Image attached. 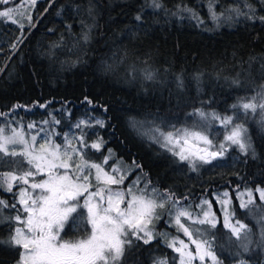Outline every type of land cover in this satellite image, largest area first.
<instances>
[{
    "label": "trees",
    "instance_id": "16d2710c",
    "mask_svg": "<svg viewBox=\"0 0 264 264\" xmlns=\"http://www.w3.org/2000/svg\"><path fill=\"white\" fill-rule=\"evenodd\" d=\"M160 2L163 8H154L153 0H39L31 14L32 24L28 21L23 29L0 17V113L8 114L0 120L5 126L22 124L25 129L26 124L54 118L59 120L56 132L61 134L81 118L102 119L105 126L98 128V137L105 143L99 151L85 148L87 161L97 162L111 149L112 156L133 167L132 174L138 173L148 187L175 193L179 204L212 200L213 192L228 191L233 219L251 229L252 241L245 251L224 227L212 200L219 217L216 228L209 227L215 234L210 237L212 250L220 264H264V247L257 233L259 217L235 199L237 190L248 188L254 193L256 209L264 207L255 194L256 188L264 189L260 110L249 112L246 118L241 113L257 158L240 156L234 173L186 190L178 159L130 127L132 121L145 120L163 122L164 128L183 126L196 119L189 114L201 107L231 114L232 104L252 97L264 85V23L243 16L234 21L221 17L217 26L202 0ZM250 2L257 15H264L257 0ZM234 3L219 0L216 11ZM185 6L196 11L203 23L182 11ZM84 33L90 35L89 43L84 42ZM112 58L118 66L104 71L102 65ZM66 61L71 64L65 65ZM148 73L152 79L146 78ZM178 78L183 88H178ZM233 80H239L240 86ZM8 171L17 170L6 165L0 168V172ZM6 193L0 189V200ZM10 210L4 208L3 215H11ZM136 244L130 255L126 253L128 264H156L158 260L178 264V254L159 237L149 244ZM19 255V248H14L13 261ZM4 260L0 254V262Z\"/></svg>",
    "mask_w": 264,
    "mask_h": 264
},
{
    "label": "snow or ice",
    "instance_id": "6c2138e0",
    "mask_svg": "<svg viewBox=\"0 0 264 264\" xmlns=\"http://www.w3.org/2000/svg\"><path fill=\"white\" fill-rule=\"evenodd\" d=\"M209 5L208 11L210 18L220 26L221 17L228 21H234L243 16L249 20H260L264 23V15H257V8L250 0H236L232 6H223L219 13L216 11V5L219 0H202ZM261 7H264V0H257ZM12 4L11 7H0V17L17 23L13 14L17 12L16 4L13 0H0V6ZM37 0H26L25 4L20 5L27 12L26 18L29 24H32L30 10L34 9ZM92 5L89 6V14H92ZM154 8H163L164 5L160 0H153ZM247 9V11H244ZM190 14V18L198 23H203L198 13L190 7L181 9ZM24 15V12L19 13ZM234 14V15H233ZM140 16L136 19L140 20ZM20 28L24 25L21 23ZM70 27V26H69ZM90 35L83 34L85 43L90 42ZM19 42H22L19 41ZM12 49L16 44L11 45ZM147 79H152L153 75L148 73ZM232 83L237 87L240 86L239 80H233ZM178 88H183V81L178 78ZM91 103V101H89ZM201 103H205L201 101ZM211 103V101H207ZM234 110L231 114L221 115L219 112L212 110L206 111L203 107L195 109L189 115L196 117L189 125L177 127L172 125L170 128L162 127V123L153 121L144 131V124L137 121L130 122V127L137 132L141 138L147 137L152 143L159 145L162 149L170 152L173 156L178 157L179 161H186L192 171L198 170L200 165H213V161L222 158L229 148L233 145L251 159L257 158V152L253 147L250 133L242 121L251 113L260 110L261 123L260 130H264V85H261L259 91L250 98H240L237 103L231 105ZM8 114L0 113V117L7 118ZM219 120L221 125L226 129V135L223 140L215 139L211 129L213 121ZM11 123V122H9ZM47 123V121H45ZM59 123V121H55ZM105 126L103 120L85 119L80 120L75 125L80 129L79 137H73L80 146L72 147V140L68 139L65 134V145L55 143L51 136L40 137V143L37 145V134H30V140L25 138L23 126L20 130L11 129V134H5L4 120H0V168L6 166L15 167L17 171L0 172V189L5 185L9 191L13 188V182L29 185L31 189H40V192L34 196L28 195V189L19 191V203L23 205V212L27 214L26 218L19 214L16 204H7L0 200V223H3L4 208L16 209L15 221L23 227H15L14 235L9 238V243L23 248L20 264H128L126 253L131 254L133 248L138 247L137 241H143V244H149L154 233L149 224L154 218L158 219L157 208L163 209L165 203H170L175 212V224L177 229L182 231L184 236L188 237L191 244L195 245V252L188 250L189 245L183 239L174 238L169 247H173L180 254V264H193V261L203 262L205 257H209L213 264H217V256L212 250V240L214 233L209 228H193V225H210L215 229L217 222L210 218L211 213L203 212L204 218H193L192 214L186 208H179L178 198L175 193H159V189L153 188V193H159L162 197L158 203L156 199L145 197L143 194L147 190L148 184L145 183L144 189H140L137 194L134 189L140 183L141 177L137 176L126 189H114L112 185H122L127 179V172L121 174L119 168H111L105 171L101 164L89 163L85 157L88 153H83L84 148H93L99 151L105 141L98 139L90 145L86 143L85 137L87 132L81 126L92 127L93 125ZM231 126V127H229ZM28 129L35 128V124H29ZM43 131V130H41ZM212 136V138H210ZM21 145L17 149L9 146ZM71 149V150H69ZM108 156L104 158L107 163L108 157L112 155V150L108 149ZM79 156L80 162L72 170L73 156ZM21 157L20 160L5 159V157ZM25 163L29 166L24 167ZM220 167L221 164L213 165ZM139 167V165H136ZM35 169V171H33ZM64 169L63 172L58 171ZM85 169L88 171L86 172ZM92 169H95V184L90 177L93 176ZM130 171V170H129ZM47 178L42 182H29V177L34 179L35 176L45 174ZM95 188L94 191L90 189ZM259 197L264 200V189L257 188ZM130 199L125 201V196ZM225 195H227L225 193ZM249 201L252 203V193H248ZM83 197V200L80 198ZM187 197H185L186 199ZM222 203H227L224 201ZM125 205V207H121ZM247 205L242 203L241 207ZM78 209H86L85 217L83 212ZM225 211L224 227L229 228L232 236L239 240L240 246L248 250V244L251 242L253 233L246 225L239 220L233 224L231 215L227 209ZM76 213L74 217L73 214ZM171 214V213H170ZM182 218L183 222H182ZM8 219L12 217L9 214ZM78 221V223H77ZM191 221V223H188ZM87 223L91 226V231H85L81 238L67 241L61 237V232L66 225L79 230L80 226ZM260 246L264 247V223H260ZM244 232L243 237L241 232ZM193 233L197 238H193ZM231 242V237H229ZM179 247H176V245ZM156 264H167L166 260H158ZM241 264H244L241 261Z\"/></svg>",
    "mask_w": 264,
    "mask_h": 264
},
{
    "label": "rangeland",
    "instance_id": "374dc122",
    "mask_svg": "<svg viewBox=\"0 0 264 264\" xmlns=\"http://www.w3.org/2000/svg\"><path fill=\"white\" fill-rule=\"evenodd\" d=\"M38 1L39 0H37V2ZM13 2L16 4V7H17V12L13 14V18L17 21V23H13V24L16 26H19L22 23L25 27L26 23L28 22V19L26 18L27 12H25V10L23 8H21L20 5L25 4L26 0H13ZM11 6H12V4L10 3L9 5H2L0 7L8 8ZM33 10L34 9L30 10L31 14H32ZM21 12H24V15L19 14ZM7 21L11 22V20H7ZM64 64L70 65L71 61H66ZM117 66H118V62H116V60H114V58H112L109 61H106L105 64L102 65V68L104 71H113ZM241 113H242V110H241ZM85 119H92L93 121L96 119L102 120L100 118H81L78 121L85 120ZM45 121H47V123H45ZM45 121L39 122V124H35L36 127L33 129H28V127H27L29 124H33V123L26 124L25 125L26 127L24 129L25 138L30 140V134H37L38 133V136H37V145H38L40 143V137L49 135V136H51L52 140L55 143H59L63 148V146L65 145V134H67L68 139L72 140V147H77V148L80 147L76 143V140L73 138V137H79V135H80V129L75 127V125L77 124L78 121H76V122L72 123L70 126H68L67 130L61 134L56 132V123H55L54 118H51V119H48ZM57 121H59V120L57 119ZM151 123L152 122L150 120L149 121L145 120L141 123V124H144V131L145 132L147 131V129L151 125ZM189 124H191V123H188L185 125H189ZM212 124H213V128L211 129V131H212L213 135L215 136V139L222 141L223 136L227 134L226 129H224V127L221 125L219 120L213 121ZM172 125H174V124L168 125L165 128L166 129L170 128ZM185 125H183V126H185ZM20 126H23V125L22 124L18 125V128H16V129L20 130ZM81 127L84 128V131L87 132V136L85 137V141L89 145L91 143L97 141L98 139H100L98 137V128L100 127L99 125L94 124L92 127H86V126L82 125ZM177 127H182V126H177ZM229 127H231V126H229ZM4 128H5V134L10 135L11 129L14 128V126H12L11 124H7L6 126L4 125ZM8 130H10V131L8 132ZM41 130H43V131H41ZM210 138H212V136H210ZM9 147L10 148L15 147L17 149L22 148L21 145H15V146L10 145ZM90 149L96 150L93 148H90ZM69 150H71V149H69ZM81 151L84 153L85 148L82 149ZM243 155H245V153L241 152L237 146L233 145L229 148V150L225 153V155L222 158H220L217 161H213V165H216L219 163L222 166L214 167L213 165H200L198 163V170L197 171H192L186 161H184V162L179 161V158L176 157L178 159V161L182 164L181 174L183 175V179L185 182V184H184L185 188L184 189L185 190L188 188L190 189L193 186H195L196 183H197V185H204L209 181L214 182L220 176L232 174V172L234 173L235 172L234 166L238 163V161H240L239 160L240 156H243ZM107 156H108V153L104 156V158ZM89 157H94V155L90 154ZM104 158H102L101 160H99L97 162H95V161H88V162L101 164L105 171H110L111 168H119L121 170V174H123L124 172L128 173L127 179H125L124 184L112 185L111 187H113L114 189H116V188L126 189L127 185H129L133 180H135L137 176H140L138 173L132 174V171L134 168L126 165L121 159L114 158L111 155L110 157H108L107 163L105 164ZM79 162H80V157L74 155L72 161H70V164L72 165V170L75 169V165ZM27 167H29V166L27 165ZM33 171H35V169H33ZM58 171L63 172L64 169H59ZM85 171L87 172L88 170L85 169ZM91 171L93 173V176L90 177V179L92 180V183L95 184V179H94L95 169H92ZM46 178H47V175L45 173V174L35 176L34 179L32 177H29V182L30 183L31 182H42ZM144 187H145V182L143 181V179L141 177L140 183L137 185V187L134 189V191H136L137 194H140V189H144ZM3 188H4V191L7 193H10L11 191H13L17 195L16 201L18 200V202L20 200L19 191L22 189H28V195H31L34 191H37L38 193L40 192V189H34L33 190L29 187V185H25L23 183H16V182H13V188L11 191H9L7 189L6 185ZM152 189L153 188H151V187H147V190L144 191L143 194L145 195V197L156 199L157 202L159 203L160 200L162 199V197L159 195V193H153L151 191ZM94 190H95V188L90 189V191H94ZM249 192L252 193V201H253L252 203H248V201H249L248 193ZM225 193L227 195H225ZM255 194L257 195V198L259 200H261L259 197V193L257 192V188L255 189ZM128 199H130V197H128L126 195L125 201L127 202ZM235 199L237 200L240 207H241L242 203L246 204L247 205L246 207H241V208L248 210L249 213L253 214L254 216L255 215L258 216L259 217L258 221L260 223H264V207H261L258 210L256 209V208H258V204H257V202H255V196H254V193L251 189L242 188L240 190H237L235 192ZM81 200H83V197ZM212 200L217 205V210L219 211V214L221 216L223 224L225 222V211H224L225 209H227L228 213L231 215V222L233 224H235L236 221L233 219V212L231 210L232 198H231L229 192L226 190H218L217 192H213L212 193ZM212 200L209 198H203V199H200L195 204H190V203L178 204L177 207L186 208L187 211L192 214L193 218L199 217L202 219V218H204L203 212L208 211L211 213L210 218L215 219L217 222L219 217H218L216 210L214 209V206L212 204ZM224 201H227V203L226 204L222 203ZM261 202L264 204V200H262ZM21 207H22L21 212H23V205H21ZM121 207L123 208V207H125V205H121ZM78 212H83L85 217L87 215L86 209H78ZM175 212H176V208H174L170 203H165V207L163 209H161V208L156 209V213L158 214L159 218L158 219L154 218L152 220V222L149 224V228H151L153 233H154L153 240H155L156 238L159 237L164 246H167L168 248L174 250L173 247H169V244L172 243V240L174 238L183 239L185 241V243H187L189 245L188 250L195 252V245L191 244V242L188 240V237L184 236L183 232L177 229V226L175 224V218H174ZM257 213H259V214H257ZM75 215H76V213H75ZM259 215L261 216V218ZM26 216H27V214L23 212V217L26 218ZM183 219L184 218H182V222H183ZM188 223H191V221H188ZM17 225L19 227H23L22 225H20L18 223H17ZM82 227L87 232L91 231V226L87 223H84L82 225ZM192 227L193 228H209L210 225L196 224V225H193ZM227 229L230 230L229 228H227ZM257 233L259 236H261L260 235V224L258 226V232ZM243 235H244V232L242 231L241 236H243ZM193 238L194 239L197 238L195 233H193ZM251 238H252V236H251ZM176 247H179V245L177 244ZM20 251L22 254L24 251L23 248L20 247ZM176 253L178 254V264H180V254L178 252H176ZM20 259H21V255H20ZM16 264H20V260ZM193 264H213V261L209 257H205V260L203 262H201L197 259V260L193 261ZM217 264H220L218 260H217ZM236 264H241V263H236Z\"/></svg>",
    "mask_w": 264,
    "mask_h": 264
},
{
    "label": "flooded vegetation",
    "instance_id": "af4514ba",
    "mask_svg": "<svg viewBox=\"0 0 264 264\" xmlns=\"http://www.w3.org/2000/svg\"><path fill=\"white\" fill-rule=\"evenodd\" d=\"M37 191H34L30 196H34L35 194H37ZM7 195V196H6ZM5 198L1 199L3 201H5L7 204L11 205L12 203L16 204V209H19V214L23 217V212H21V205L18 202L17 199V195L15 193H6ZM82 199V197L80 198ZM11 209V208H10ZM16 209H11V217L12 219L9 220L8 216L4 215L5 220L3 223H0V249L2 251H0L1 255H4L6 257V260L0 262V264H16L19 262L20 260V255H21V251H20V255L18 257V259L16 261H13L12 259V253L14 248H19L20 247L15 245L14 243H9V238L11 235H14V229L15 227H19L17 225V222L15 221L14 217L17 214ZM73 216L75 217V213L73 214ZM78 223V221H77ZM85 232V230L83 229L82 226H80L79 230H76L74 227H70L68 225H66L65 229L61 232V237L64 240L67 241H73L76 239L81 238L82 234ZM123 263V258H122V262Z\"/></svg>",
    "mask_w": 264,
    "mask_h": 264
}]
</instances>
